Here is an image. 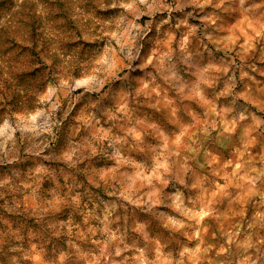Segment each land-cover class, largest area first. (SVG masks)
<instances>
[{"label":"rangeland","instance_id":"1","mask_svg":"<svg viewBox=\"0 0 264 264\" xmlns=\"http://www.w3.org/2000/svg\"><path fill=\"white\" fill-rule=\"evenodd\" d=\"M0 264H264V0H0Z\"/></svg>","mask_w":264,"mask_h":264}]
</instances>
